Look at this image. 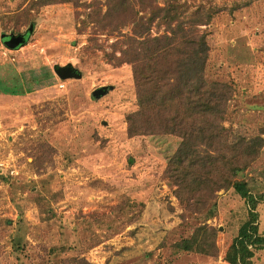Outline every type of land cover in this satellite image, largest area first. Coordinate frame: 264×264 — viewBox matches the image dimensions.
Wrapping results in <instances>:
<instances>
[{"label": "rangeland", "instance_id": "1", "mask_svg": "<svg viewBox=\"0 0 264 264\" xmlns=\"http://www.w3.org/2000/svg\"><path fill=\"white\" fill-rule=\"evenodd\" d=\"M37 0H0V264H228L225 254L247 219L232 190L213 197V217L187 212L164 176L180 140L129 137L137 110L131 65L117 64L132 27L102 28L89 17L104 0L38 8ZM166 0H157L163 6ZM189 13L209 14L207 82L232 88L222 127L225 140L264 139V0H181ZM97 20V18H95ZM162 26L150 28L161 36ZM24 35L10 50L2 36ZM77 76L60 79L54 69ZM106 88L95 98L93 92ZM264 193V146L237 176ZM264 237V203L257 207ZM207 225L214 256L176 253L173 245ZM251 264H264V250Z\"/></svg>", "mask_w": 264, "mask_h": 264}, {"label": "trees", "instance_id": "2", "mask_svg": "<svg viewBox=\"0 0 264 264\" xmlns=\"http://www.w3.org/2000/svg\"><path fill=\"white\" fill-rule=\"evenodd\" d=\"M81 1L86 0H37L32 5L42 8ZM156 1L104 0V13L98 9L89 17L102 28L132 27V35L124 36L121 57L115 58L117 64L131 65L136 89L137 110L126 118L128 136L167 135L180 140L164 176L176 187L175 197L187 212L202 214L205 210V220H209L213 217L209 207L216 205L211 201L220 191L232 190L244 201L247 219L224 260L251 264L255 252L264 250L257 212L264 193L253 194L237 176L258 158L264 139H239L232 144L225 140L222 123L232 88L207 82L203 69L209 47L199 28L209 25L211 16L200 10L189 13L181 0H166L163 6ZM154 23L163 27V35L151 37ZM215 239L216 230L205 224L191 238L173 245V250L214 256Z\"/></svg>", "mask_w": 264, "mask_h": 264}, {"label": "water", "instance_id": "3", "mask_svg": "<svg viewBox=\"0 0 264 264\" xmlns=\"http://www.w3.org/2000/svg\"><path fill=\"white\" fill-rule=\"evenodd\" d=\"M7 38L3 44L5 47H7L10 50H15L25 44L26 39L24 35H9V36H2L1 39ZM54 73L60 78V79H66L69 77H75L77 76V71H75L71 66L68 67H62V68H55ZM104 93H106V88H100L93 92V97L98 98L102 96Z\"/></svg>", "mask_w": 264, "mask_h": 264}, {"label": "built area", "instance_id": "4", "mask_svg": "<svg viewBox=\"0 0 264 264\" xmlns=\"http://www.w3.org/2000/svg\"><path fill=\"white\" fill-rule=\"evenodd\" d=\"M14 161L10 156L0 160V175L16 178L19 175L17 166L13 163Z\"/></svg>", "mask_w": 264, "mask_h": 264}]
</instances>
